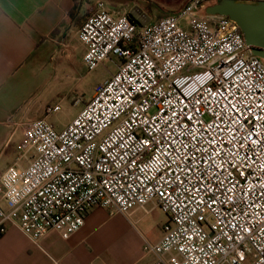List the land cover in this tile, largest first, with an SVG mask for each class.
<instances>
[{"label":"built area","instance_id":"built-area-1","mask_svg":"<svg viewBox=\"0 0 264 264\" xmlns=\"http://www.w3.org/2000/svg\"><path fill=\"white\" fill-rule=\"evenodd\" d=\"M212 2L143 27L95 4L83 63L115 56L117 71L65 130L22 127L27 165L0 175L1 235L68 239L94 208L128 217L155 203L168 221L144 246L152 264H264V60L236 22L206 13Z\"/></svg>","mask_w":264,"mask_h":264},{"label":"crops","instance_id":"crops-1","mask_svg":"<svg viewBox=\"0 0 264 264\" xmlns=\"http://www.w3.org/2000/svg\"><path fill=\"white\" fill-rule=\"evenodd\" d=\"M95 4L0 0V175L27 165L21 164L17 151L22 127L39 119L48 121L45 111L58 106L61 85L85 84L86 47L78 33ZM133 8L127 4L121 9L129 13ZM152 23L150 19L148 24ZM0 207L6 209L1 193ZM167 221L157 205L149 203L128 217L94 208L68 239L50 232L34 242L10 226L0 237V264H152L155 256L146 254L144 246L161 240Z\"/></svg>","mask_w":264,"mask_h":264},{"label":"rangeland","instance_id":"rangeland-1","mask_svg":"<svg viewBox=\"0 0 264 264\" xmlns=\"http://www.w3.org/2000/svg\"><path fill=\"white\" fill-rule=\"evenodd\" d=\"M92 3L102 2L108 6L121 9L123 6L130 4L138 8L143 14L147 15L152 22L158 19L170 16L181 11L189 0H90ZM220 0H213L212 5ZM251 3L263 2L264 0H244ZM120 60L111 56L106 59L93 71L89 72L84 85H61L62 98L56 102L60 110L51 114L48 123H50L56 131H60L67 127L68 123L76 117L84 107L86 102L91 100L97 84L103 83L108 77L114 75ZM78 100V103L75 101ZM31 155V154H30ZM28 155V157L30 156ZM21 164L25 163V159H20Z\"/></svg>","mask_w":264,"mask_h":264},{"label":"water","instance_id":"water-1","mask_svg":"<svg viewBox=\"0 0 264 264\" xmlns=\"http://www.w3.org/2000/svg\"><path fill=\"white\" fill-rule=\"evenodd\" d=\"M206 13L225 16L236 22L251 54L264 60V1L220 0L207 8ZM129 16L142 27L150 21L136 7L129 12Z\"/></svg>","mask_w":264,"mask_h":264},{"label":"trees","instance_id":"trees-1","mask_svg":"<svg viewBox=\"0 0 264 264\" xmlns=\"http://www.w3.org/2000/svg\"><path fill=\"white\" fill-rule=\"evenodd\" d=\"M132 19V18H131ZM134 22H136L134 19H132ZM0 237H1V234H0Z\"/></svg>","mask_w":264,"mask_h":264}]
</instances>
